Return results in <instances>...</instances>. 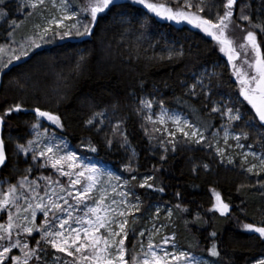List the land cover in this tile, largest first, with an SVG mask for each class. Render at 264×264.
Listing matches in <instances>:
<instances>
[{"label": "trees", "instance_id": "16d2710c", "mask_svg": "<svg viewBox=\"0 0 264 264\" xmlns=\"http://www.w3.org/2000/svg\"><path fill=\"white\" fill-rule=\"evenodd\" d=\"M69 1L74 7L87 3V0ZM159 2L175 6L172 0ZM206 2L210 6L219 5L220 0ZM249 2L255 20L264 0ZM118 4L119 7L98 17L91 37L60 40L48 36L45 37L48 42L42 41L43 45L27 58L13 60L0 79V114L20 103L25 109L40 107L59 115L64 127L54 131L79 153L110 164L124 174L155 177L149 181L154 185L152 189L141 188L136 183V194L144 209L164 205L172 210L171 228L183 247L208 256L207 249L213 242L210 233L215 231L221 257H210L212 260L218 259L219 264H251L264 256V242L244 232L241 225L264 220V189L257 183L261 177L245 171V165L239 160L232 164L224 161L214 148L206 146L208 141L186 143L180 137L175 141L176 151L165 152V146L161 145L163 135L153 130L158 125L145 119V110L140 111L143 96L160 98L165 106L181 111L198 127L201 122L210 125L207 130L201 129L211 136L218 129V115L210 111L213 97L220 99L229 95L234 103L236 95L235 103L243 119L236 121L234 128L247 132L250 141L260 142L264 128L247 127L253 110L238 95L239 82L227 53L220 51L221 45L216 40L186 22L176 23L146 14L142 6L132 5L129 0H118ZM18 5L9 0L8 19L0 20V46L9 42L10 32L16 33L17 28L13 31L11 27L12 20L27 26V19L32 17L26 14L28 8ZM216 10L212 8L209 14L210 7H206L202 15L212 19ZM233 19L236 22L232 26L239 27L233 32L229 30L228 37L235 39V43L238 41L235 46L244 42L246 30L251 29L247 22L236 20L235 16ZM177 51L183 55L177 56ZM170 53L172 59H168ZM204 68L212 71V98L207 101L205 95L194 97L189 89L195 84L193 74ZM96 113L103 114L99 118L101 122L89 125L87 120ZM35 121L31 111L13 113L6 118L2 135L8 160L0 169V180L17 184L27 175L28 180L37 181L40 190L45 191L48 181L43 178L59 182L66 178L50 165L38 166L43 164L41 159L33 161L31 155L17 154L15 147L17 143L27 144L34 137L31 125ZM42 126L49 127L43 120ZM109 140L111 146L107 144ZM89 142L97 148L96 152L88 150ZM166 147L171 149L170 144ZM162 156L166 159H161ZM129 162L132 170H127ZM29 168L31 172L27 173ZM159 187L164 191H157ZM213 190L230 205L228 216L208 211L216 202ZM176 204L187 211L175 208ZM197 213L200 221L196 220ZM36 240V235L27 236L30 248ZM134 244L138 250L137 235L131 233L126 247L131 250Z\"/></svg>", "mask_w": 264, "mask_h": 264}, {"label": "snow or ice", "instance_id": "6c2138e0", "mask_svg": "<svg viewBox=\"0 0 264 264\" xmlns=\"http://www.w3.org/2000/svg\"><path fill=\"white\" fill-rule=\"evenodd\" d=\"M45 2L46 0H23V3L18 7L32 9L26 13L31 16L36 9L44 6ZM52 2L54 7L59 8L60 15L48 20V26L42 28L35 36L28 37L27 43H22L19 50L11 49L13 55L7 60L0 56V75L4 74V70L13 64V60L20 61L22 58H27L30 54L29 49L34 50L41 47V44L37 42L38 39L48 42L45 40V36L49 33L60 40L91 37L98 17L106 14L112 8L119 7L118 0H87L83 6H75L79 8L77 11L69 0H59L58 5L56 0H52ZM129 3L142 6L146 14L151 13L157 18L176 23L186 22L216 40L221 45L220 51L226 52L228 61L232 63L233 73L239 82L238 95L242 96L253 110V114L247 119V127L257 130L264 128V50H262V45H264V19H262L264 4L254 20L249 0H240L239 4L238 0H220L219 5L213 3L211 6L206 0H172L175 6L159 2V0H129ZM8 4L9 0H0V20L8 19ZM206 7H210L209 14H211L212 8L217 9L214 18L209 19L202 15ZM219 9H222V12ZM234 16L236 20L247 22L251 29L246 30L244 42L235 46L234 41L227 35L230 27L236 22L233 19ZM65 21H72V23L66 24ZM11 27L15 31L19 27L17 21L12 20ZM241 30L244 31V29ZM9 35L11 36L12 33L10 32ZM13 43H15L14 40ZM2 52H4V48L0 47V53ZM175 54L181 56L183 52L177 51ZM168 59H172L171 53ZM83 60L82 56L81 61ZM237 60L240 61L239 64L235 63ZM197 83L201 85V93L209 96L210 93L205 92L203 87V80H199ZM196 88L197 84L190 86L193 95L196 93ZM153 103H158L160 106L158 122L164 124L166 119L171 120L186 143L203 144L207 140V137L201 132V127L207 130L210 125L201 122L198 127L196 123L182 119L178 114L169 115L163 108V101L154 102L150 99H142L140 111L150 110ZM27 111H31L36 117L31 128L37 139L28 140L27 144L17 143L15 146L17 154L22 153L27 157L31 153L33 161L42 158L43 164L38 166L46 167L50 164L62 176L68 177V187L60 184L58 180L45 177L43 179L48 181L47 187H51L52 184L58 185L59 193L56 188H51V194L45 190L42 195L39 183L37 181L29 182L25 175L17 184H9L7 189L0 188V212L7 215V223L0 224V264H30V262L31 264H44L41 254L45 249L41 247V242L50 245L57 252L75 257L73 264H219L218 259L213 261L187 251L172 252L164 248L163 245H168L170 242L175 247V234L172 237H162V244H154L153 235H149L146 246L142 240L139 241V251L135 244L132 245L131 250L126 247L125 241L128 239L129 232L135 236L136 217L134 213L140 211L142 203L139 201V197L134 196L131 188H128L127 191H117L118 187H127L129 182L123 181V184H119L121 177L106 172L95 163H84L75 151L68 148L66 141L62 138L57 140L55 134L50 136L49 128L42 126V120L50 121L51 124L59 128L64 127L61 117L51 111L42 110L40 107L25 109L22 104L16 103L0 114V129L4 127L6 118L11 114ZM210 111L220 113V115L226 114L230 122L242 120L239 108L226 107L222 109L219 106H213ZM102 115V113L94 114L87 120V123L93 125L101 122L99 118ZM145 119L152 121V115L145 112ZM153 130L160 131L158 128ZM168 135L173 137L166 142L171 145V149L165 146L164 151L175 152V133L169 132ZM228 135L229 133L225 129V143H227ZM241 137L247 139L248 133L241 130V135L234 137L237 147L242 148L243 145L239 143ZM126 139L125 137V142ZM261 140H264V136L261 137ZM37 142L41 145L38 151L33 147ZM111 143V140L107 141L109 146ZM161 144L164 146L165 142L162 141ZM206 146L211 148L212 143L208 142ZM87 147L91 152L97 151V148L90 142ZM215 151L223 157V149L217 146ZM249 155L258 159L259 165L252 163L245 171L261 177L257 183L260 188L264 189V177L261 176L264 173V154L257 157L255 152L245 153V162ZM161 159H166V156H162ZM7 160L5 138L0 135V168L6 166ZM228 163L232 164L233 160L229 158ZM65 167L68 169L67 171ZM203 167L207 169L208 165L203 164ZM127 170H132L131 162L127 165ZM195 170L193 167V171ZM26 172L30 173L31 168ZM113 179L118 184H111ZM132 179L135 180L136 177L133 176ZM154 179L155 177L151 175L143 177V182L139 184V187L154 188V185L149 183ZM82 182L84 186L77 188L76 186L81 185ZM106 185H110L111 192L116 195L109 197V187ZM156 190L163 192L164 188L159 187ZM213 191L216 202L208 211L228 216L231 211L230 205L224 202L220 193ZM61 193H66V195ZM176 195L179 196V193ZM117 196L120 199H117ZM129 196H133L134 199L129 200ZM69 198L73 202L70 203ZM88 201H91V204ZM175 208L187 211L186 208L181 209L180 204H176ZM13 209H15V216ZM37 212L42 213L43 217V223L39 225L36 223ZM74 213L79 214L74 215ZM158 214L157 210V217ZM171 216L172 211L169 210L168 218L170 219ZM196 220H201L199 213L196 214ZM130 223L133 224L132 228H129ZM241 228L244 232L252 234L253 238L264 242V220L243 223ZM13 229L16 231L14 232ZM21 232L29 236L33 232L40 234V239L36 240L34 248H30L28 243L21 241L19 238ZM158 233L159 229H155L154 234ZM144 235V231L139 232L140 237H144ZM216 235L215 231L210 233L213 242L207 249V254L209 257L220 258L221 251L214 239ZM13 249H19L23 256L12 254ZM54 264H59L58 259L54 261ZM252 264H264V256L256 258Z\"/></svg>", "mask_w": 264, "mask_h": 264}, {"label": "rangeland", "instance_id": "374dc122", "mask_svg": "<svg viewBox=\"0 0 264 264\" xmlns=\"http://www.w3.org/2000/svg\"><path fill=\"white\" fill-rule=\"evenodd\" d=\"M14 1H16L18 4L23 3V0H14ZM56 4L57 5L59 4V0H56ZM28 9L29 10L27 12L32 11V9H30V8H28ZM75 10H77V9L75 8ZM59 15H60L59 8L53 6L52 0H46L45 5L36 9L33 12L32 17L27 19V21H26L27 26L19 25V27H17L16 33L14 34V32H13V34L11 36H9V39H8L9 42L7 43V41H6L5 44L0 46V47L4 48V52L0 53V56H3L4 60H7L10 56L13 55L11 49L19 50L20 45L22 43H24V44L27 43L28 37L35 36L37 33H39L42 30V28L48 26V23H47L48 20L52 19L54 16H59ZM65 23L70 24V23H72V21H65ZM37 25H39L40 27L39 28L36 27ZM236 28H238V27L231 26L230 30H232V32H233V31H236ZM227 35L229 36L230 34L227 33ZM48 36H52V34L49 33L45 37H48ZM231 39H232V37H231ZM13 40L15 41V43H13ZM232 40L234 41V44L238 43L237 40H236L237 41L236 43H235V39H232ZM37 42L40 43L41 46L43 45L41 40L38 39ZM167 49L171 50L172 47H168ZM34 50L29 49V53H32ZM193 75H194L193 77L195 80V84H197L196 93H195L194 97H197L198 95H204L200 91L201 85H199L197 83L199 80H203V87L205 89V92L210 93L209 96H205V100L206 101L208 99L210 100V98H212V89H211V82H210V76L212 75L211 69L204 68L203 70H200L198 73L193 74ZM190 92H191V90H190ZM145 98L153 100L154 102L161 101L160 98H155L154 96H149V95L143 96L141 98V100L145 99ZM234 98H236L235 102H237L238 99H237L236 95H234ZM235 102L233 103L232 97H230L229 95H224L220 99H215L213 97V100L211 101V105H212V107L213 106H219L222 109H224L226 107L238 108L237 104ZM163 108L167 111V113L169 115L178 114L181 116L182 119H187V120L191 121L181 111H179L177 109H170L167 106H165L164 103H163ZM145 111L148 112V114L152 115V121H155V123L158 125L157 126L158 129H160L159 132L161 135H163L162 141L165 142L164 146L168 145L166 142L169 139H173V137H170L168 135L169 132L175 133V137H174L175 141L176 140L178 141L179 138L182 137L181 134L179 132H177L176 126L171 120L166 119L164 124H160L158 122V117L160 114V106L158 103H153L152 108L150 110H145ZM212 113H214V112H212ZM214 114L218 115L217 116L218 129L214 133H212L211 136H207L205 134V131L203 129H201V132H203L204 136L207 137V140L205 142H207V141L211 142L212 148H214V150L217 146H219L221 149H223L224 150L223 157H221L218 153H217V155L220 158H222L224 161H226L227 163H228L229 158H231L233 160V162L235 160L241 161V163H243L245 165V168L251 166L252 163H256L257 165H259V160L254 159L251 155L248 156V160H247V162H245L244 154L255 152L257 154V157L261 156V154H264V140H261L260 142L255 143L253 141H250L248 138L244 139L243 137H241V140L239 143L242 144L243 147L242 148L237 147V141L234 139V137L241 135V132L237 131L234 128L235 122H230L228 120V117L226 114L225 115H220V113H214ZM242 119H243V116H242ZM43 121L49 125V127H46V128H49V135L51 136L52 134H55L57 140H60L62 138L64 141H66L68 148L71 151H75L77 153V155L81 158V161H83L84 163H95V164H97L98 167L103 168L106 172H110L114 176L121 177L119 184H123V181L129 182L127 187H124V188L118 187L117 191H127L128 188H131L134 192V196L138 197V195L136 194V190L134 188L136 186L135 184L136 183H139V184L142 183L143 182L142 178L146 177V175L138 176L134 173H132V175L124 174L123 172L116 171L110 164H107V163H104L100 160L92 158V157L88 156L87 154L79 153L77 151V149L73 148L65 138L59 137L56 134L54 129L55 128L60 129L59 127L51 124L50 121H46V120H43ZM225 129L229 133V135L227 137V143H225ZM36 139L37 138L35 137V134H34V137L32 136L31 140H36ZM40 146L41 145L39 142H37L36 144L33 145V147L36 148L37 151L39 150ZM29 155H31V153ZM41 160L43 161L42 158H41ZM65 170L67 171L68 169L65 167ZM55 171L57 172L56 169H55ZM250 174L254 175L253 173H250ZM261 175H264V173H262ZM133 176L136 177L135 180L132 179ZM62 177H65V176H62ZM65 178H66V180H64V182L61 181L60 184L64 185L65 187H68V177H65ZM106 179L107 178L105 177V180ZM28 181L31 182L30 180H28ZM9 184H11V183H9L8 180H4V181L0 180V188L7 189ZM111 184H118V182L113 179L111 181ZM47 185H48V182H47ZM83 186H84V184L82 182L81 185H77L76 187L82 188ZM106 186L109 187V197L116 195L115 193L111 192L110 185H106ZM51 188H56L57 193H59V186L58 185L52 184L51 187H47L45 189L47 191H49V193L51 194ZM25 191H27V189H25ZM43 192L44 191H41L42 195H43ZM61 194L66 195V193H61ZM69 199H70V203L73 202L71 200V198H69ZM117 199H120V197L117 196ZM128 199L132 200V199H134V197L129 196ZM139 201L142 202V200L140 198H139ZM88 203L91 204V201H88ZM142 205L143 204L141 203L140 204V211L134 213V215L136 217L135 224H134L135 231H136L135 234L137 235V238H138V250L137 251H139V241L142 240L144 245L146 246L149 235H153V243L154 244H162V237H164V236L172 237V235L175 234V247H173L172 243L170 242L168 245H163L164 248H166L167 250L172 251V252H178L181 250L187 251V252H190L196 256H202L204 259L212 260L210 257L204 255L203 253H197V252H192V251L187 250L178 241L177 233L175 232V230L173 228H171L172 216L170 219L168 218V211L171 210L170 208L165 207L164 205H155L152 208L144 209ZM157 210L159 212L158 217H157ZM13 214L15 216V209H13ZM78 214L79 213H74V215H78ZM172 214H173V212H172ZM50 218H51V214H50ZM129 219L131 220L132 218L130 217ZM6 223H7V215L4 212H0V224H6ZM36 223L38 225L43 223L42 213H40V212H37ZM161 225H164V227H161ZM132 227H133V224L130 223L129 228H132ZM155 229H159L158 234H154ZM13 231L15 232L16 229H13ZM141 231L145 232L144 237L139 236V232H141ZM131 233L132 232H129V234H131ZM34 235L37 236V240H38V238L40 239L39 233L33 232V234L31 236H34ZM132 235H133V233H132ZM27 236H29V235L21 232V235L19 238L21 239L22 242H26L30 246V243L27 241ZM125 246H126V241H125ZM34 247L35 246H33L32 248H34ZM41 247L45 249L44 253L41 254L44 264H54V261H56L57 259L59 261V264H65V262H67V264H73V262H74L75 257L68 256L66 253L57 252L50 245H46L43 242H41ZM12 254L23 256V253H21L19 249H13Z\"/></svg>", "mask_w": 264, "mask_h": 264}, {"label": "water", "instance_id": "95a60500", "mask_svg": "<svg viewBox=\"0 0 264 264\" xmlns=\"http://www.w3.org/2000/svg\"><path fill=\"white\" fill-rule=\"evenodd\" d=\"M6 72V69L4 70V73ZM3 75V74H2ZM2 75H0V79H1V76ZM2 131H3V128L2 129H0V135H2ZM3 136V135H2ZM1 169V168H0Z\"/></svg>", "mask_w": 264, "mask_h": 264}]
</instances>
